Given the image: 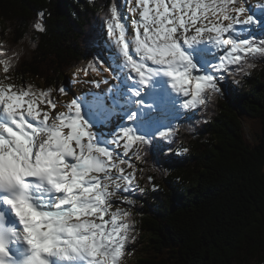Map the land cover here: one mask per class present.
Here are the masks:
<instances>
[{
	"label": "snow or ice",
	"instance_id": "snow-or-ice-1",
	"mask_svg": "<svg viewBox=\"0 0 264 264\" xmlns=\"http://www.w3.org/2000/svg\"><path fill=\"white\" fill-rule=\"evenodd\" d=\"M33 28L45 31L40 21ZM105 32L115 57L106 70L118 81L111 102L74 96L54 113L51 90L5 83L11 61H0V264H123L135 237L131 207L121 205L144 191L126 157L135 146L137 160L148 153L171 168L160 160L172 143L163 119L178 109L190 120L215 95L227 98L230 66L243 72L264 57V4L110 0Z\"/></svg>",
	"mask_w": 264,
	"mask_h": 264
},
{
	"label": "trees",
	"instance_id": "trees-1",
	"mask_svg": "<svg viewBox=\"0 0 264 264\" xmlns=\"http://www.w3.org/2000/svg\"><path fill=\"white\" fill-rule=\"evenodd\" d=\"M109 7L110 0H0L7 76L18 87L57 96L64 84L80 87L84 70L99 69L92 75L100 78L114 57L104 29ZM38 21L45 31L34 30ZM98 51L105 53L102 66L94 61ZM253 59L243 72L230 66L237 74H226L227 98L215 95L190 120L178 109L163 119L172 143L160 160L170 169L148 153L137 160L135 146L130 150L126 159L144 191L134 193L135 205H121L131 207L135 237L123 264H264V57Z\"/></svg>",
	"mask_w": 264,
	"mask_h": 264
},
{
	"label": "rangeland",
	"instance_id": "rangeland-1",
	"mask_svg": "<svg viewBox=\"0 0 264 264\" xmlns=\"http://www.w3.org/2000/svg\"><path fill=\"white\" fill-rule=\"evenodd\" d=\"M249 1L250 0H248V3H249ZM255 3L256 4H258V3H260V4H264V0H255ZM105 27V26H104ZM105 29V28H104ZM95 54V59H94V61L96 62V63H100L99 62V60L96 58V56H97V54L96 53H94ZM252 60H254L253 58H250L249 59V63L252 61ZM91 65H93V66H95L96 64L95 63H93V64H91ZM86 68H88V65H87V67ZM82 74H85V70L82 72ZM105 78H112V75H108V74H105ZM0 80H4V77L1 75V73H0ZM91 80H94L93 78L91 79ZM90 79L88 80V81H91ZM97 81H95V83H96ZM5 83H11V84H14V85H16L17 86V84H16V81H12V80H10V79H8V80H6L5 81ZM114 84H115V86L118 84V81L116 80V81H114ZM113 85V82H111L110 84H109V88L110 87H113L112 86ZM18 87V86H17ZM93 87H95V86H93ZM93 87H86L85 89H83L82 88V85L78 88H75L76 89V91H74V93L75 92H78V93H82L83 91H85V92H91V93H89V94H92V93H94V88ZM19 88V87H18ZM96 88V87H95ZM98 89H100L102 92H108L107 91V89H106V85H101L100 84V87L99 88H96V90H95V92H97V91H99ZM59 91V90H58ZM102 92H100V93H102ZM51 93H52V95L54 96V99H53V101L57 104V107L54 109V113H59V112H63V111H66V108H65V106L68 104V103H70L71 101H70V97H69V95H65V96H63L62 97V95H64V94H62V93H60V91H59V94H58V96L57 95H55V94H53V92L51 91ZM73 93V94H74ZM103 94V93H102ZM62 97V98H61ZM90 97L91 98H93V95H90ZM71 100H72V98H71ZM43 110H48L47 108H44V106L43 105H41L40 106ZM111 147H113V148H115V146L114 145H111ZM116 151H120V148H117L116 149ZM122 167L124 168V169H130V168H128V166H127V164H125V165H122ZM115 199L116 198H113V200L115 201Z\"/></svg>",
	"mask_w": 264,
	"mask_h": 264
},
{
	"label": "bare ground",
	"instance_id": "bare-ground-1",
	"mask_svg": "<svg viewBox=\"0 0 264 264\" xmlns=\"http://www.w3.org/2000/svg\"><path fill=\"white\" fill-rule=\"evenodd\" d=\"M102 31H103V28H102ZM94 102V101H93ZM108 102H110V101H108ZM119 109L116 107L115 109H114V112H113V115L118 111Z\"/></svg>",
	"mask_w": 264,
	"mask_h": 264
}]
</instances>
